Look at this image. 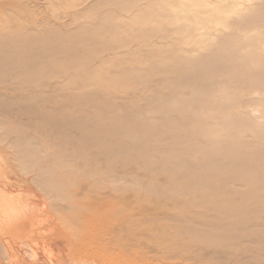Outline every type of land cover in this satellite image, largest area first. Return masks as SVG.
Segmentation results:
<instances>
[{
    "label": "bare ground",
    "instance_id": "obj_1",
    "mask_svg": "<svg viewBox=\"0 0 264 264\" xmlns=\"http://www.w3.org/2000/svg\"><path fill=\"white\" fill-rule=\"evenodd\" d=\"M192 3L89 0L71 26L0 21V160L27 167L0 175V194L19 198L14 185L55 192L52 208L97 234L88 261L264 264V0L201 15L225 25L188 48L182 40L195 27L169 23L188 18L179 6ZM127 169L143 179L132 189L138 213L125 212ZM39 208H20L21 225L33 226ZM141 220L151 242L140 240ZM142 241L167 250L148 258Z\"/></svg>",
    "mask_w": 264,
    "mask_h": 264
},
{
    "label": "rangeland",
    "instance_id": "obj_2",
    "mask_svg": "<svg viewBox=\"0 0 264 264\" xmlns=\"http://www.w3.org/2000/svg\"><path fill=\"white\" fill-rule=\"evenodd\" d=\"M86 1H89V0H0V21L2 19L1 23L5 22L4 20H11L10 22L13 21L12 23L17 22L16 24L22 23L23 27L25 26V28H27L29 26H30L29 28H32L33 25H35V26L37 25L38 27L42 26L41 28H45L43 26L46 25V27H47V25H50V24H51L50 26L62 25L64 27L65 24L66 25L69 24L68 26H71L70 25V24H72V20H70V19H72L71 16L74 13H76L75 11L81 10L83 8V4ZM238 1L240 2L242 0H214L212 2L202 0L200 5H199L198 0H194V3H192V4H186V5L179 6L181 13H185V14L188 13V18H184V17L175 18L174 17L173 20L171 18H169V20L173 21V22L169 23V26H170V28L172 27V29H173L174 28L173 26L177 23H188V24H191L192 26L195 27L196 30H194L190 33H186L184 35L183 40H182L183 45L185 47L190 48L194 44V36H198V34L202 35L203 33H205V31L207 29L210 30V29H213L217 26L223 27L225 25V21H222V20L213 21L210 24H205L199 19V17L201 15L202 16H209L211 14L216 15V16L224 15L225 13L228 12V10L234 9L236 7V4ZM135 9H137V8H135ZM135 9L134 10L132 9L133 12L135 11L134 15L139 13V12L136 13L137 11ZM141 9H143V8H141ZM143 11H144V9H143ZM133 12L130 10L129 14L125 13L126 18H128V16L132 15ZM178 13H179V11L176 12V14H178ZM155 17H158V14L155 15ZM159 17H161V15ZM161 18H159V19L157 18V20H161ZM176 42H180V40L177 38ZM112 93H114V92H112ZM61 94H63V93H61ZM61 96L66 100V97H64L65 95H61ZM61 96H59V97L61 98ZM13 99H15L17 101L16 103H18V104L15 103L17 105V107L20 104L18 108H22L25 112H30V111H32V109L33 110L35 109L34 107L36 106V104L34 102L31 103L33 105V106H31V104L28 105V103H30L31 101H29L25 98H21L20 101L17 99V97H15ZM22 99L25 101V104H26V101H28V103L26 104L27 107H24L25 105L23 106V103L21 104V102H23ZM64 99H61V101ZM17 110L18 109H16V111ZM16 111H15L14 115L18 114ZM22 127L24 128V130L27 129L26 131L30 130L28 132V135L33 136L32 138L36 139V137H37V139H39V137H42V138H40V140L44 139V138L46 139V136H47L46 133L47 132L44 131V132H46L45 133L46 135L45 134H43L44 136L41 135L42 133H44V132H42L43 130H40L41 128L40 129H35L34 127L30 128L28 124H23ZM34 136H36V137H34ZM54 136L55 137H53V135H52L51 139L54 138L56 140H59V137L57 135H54ZM43 144H44V142L42 143V145ZM53 145H54V142L51 143L50 147H53ZM44 146H46V145H44ZM43 148H44L43 149L44 151L46 149H48L47 147H43ZM13 160H14V158L12 156H9V158L7 159L8 162L4 161L2 163V160H0V162H1L0 163V175L5 174V173L10 174L12 171H13L12 173H19L20 170H21V173H19V174H24L26 172L27 167H26L25 159H23V160L21 159V160H17V161L16 160L13 161ZM4 164L6 167L5 169L3 167ZM6 164H8V165H6ZM23 168H24V171H22ZM127 170H129V169H127ZM131 171L132 170H129V171L124 170L122 173L123 179H121V182L126 187V190L127 189L131 190V191H129V190L125 191L128 195V197H126L125 212L126 213H129V212L138 213V211H140L141 208L139 207V205L137 204V202L135 200L132 189L139 187L140 183L143 182V179L141 178V175H137L138 172H134V171L131 172ZM133 186H135V187H133ZM141 186H142V184H141ZM12 188L14 189L13 190L14 195H16V194L20 195V196H18L19 198L16 197L18 199V201L20 199L22 200V194L24 197H23L22 201L20 200V202H17L16 201L17 199L15 198V196L14 197L10 196L13 199L12 201H15V204L13 205V202L11 200H9V194H7L8 199H7L6 195H5L6 197H4V195H2V193L0 194L1 196L4 197L3 198L0 196V201L5 200V201H2V204L0 202V207H1L0 208V264H81V263H83V264H87V263L88 264H94L95 263L96 264L97 263L94 258H93L94 260L92 259V257H93V256H91L92 254L90 255L91 258H89V260H91V261H88L87 260L88 258H86L87 255L90 254V252L93 250V249H90L89 246L93 247L90 244H92V243L94 244V242L97 240L96 239L97 234L95 232H93L94 229H93V231H90V230H92V229H90V230H85L84 231L85 233L84 232L80 233L76 230V226L78 224L77 225L74 224L71 221V219H72L71 217H63V216L59 215L58 212L55 210V208H52L54 205H56L58 203L56 201L58 196H56L57 194L55 192L49 193V190L48 191L46 189L42 190V188H40L41 189L40 190L39 187L31 188L28 190V192L25 190L22 191V187H19L17 185L12 186ZM4 191H6V188H4ZM25 195L27 197H25ZM5 198L7 199L8 202L6 201ZM25 198H27V200ZM3 202H6L7 205H9V206H5L6 203L4 204ZM151 203H152V201H151ZM1 205H4V206H1ZM145 206L149 207L150 205L149 206L145 205ZM152 206H155V202L151 204V207ZM8 207L10 209L7 211ZM22 207L24 210L22 209ZM34 207H38V208L40 207L36 213L32 214L33 216L35 215L34 216L35 217L34 218L35 219L34 225L33 226H28L27 224L24 226L21 225V223H20L21 219L24 217V215L26 213H28L29 209L34 208ZM43 207H44V209H43ZM3 208H4V210H3ZM11 209H14L16 211L14 213H13L14 210H12V212H9V211H11ZM46 209H48V210H46ZM45 210L47 212H44ZM25 211H26V213H25ZM40 211H42L43 214ZM21 213L22 214L25 213V214L21 215ZM36 214H37V218H36ZM55 214H56V217H55ZM40 217H41V220H40ZM10 219L12 222L10 221ZM15 220H16V222H15ZM68 221H70V222H68ZM141 221L144 222L145 220H141ZM17 222H18V224H17ZM145 222L144 223L141 222L142 224L139 222L140 225L138 224L139 227L137 226L138 227L137 231L142 229V227H143L142 225H144V224L147 225L148 222L147 223H145ZM69 223L70 224L73 223V225L75 227L68 225ZM143 230L144 229H142L141 231H143ZM65 231H67V232H65ZM138 232L140 234L142 233L140 231H138ZM75 233H79L81 235L78 236ZM125 233H127V230H125ZM146 233H147V231H146ZM74 235H76L79 238L75 237ZM140 236H141L140 240H143V241L149 240V242H151L150 239H145L146 237L152 239V237L150 235H148V236H150V237H148L147 234L146 235L143 234V236L145 238H143L142 234ZM80 238L82 239V241ZM79 239H80V243L77 244V248H76L74 246V244H76L79 241ZM90 239L92 241L94 239L95 240H94V242L90 243L91 242ZM146 241H145V243H148ZM87 242H88V245H87ZM69 243H72L73 246H71V244H69ZM145 243L140 242V245L138 247V248H140V250L139 249L138 250H139V254L141 253L140 255H145L148 258H153V256L156 253L159 252L158 254H160L161 252L163 253L167 250L165 248L158 247V245L155 246L156 243L154 245L153 244L154 242L149 243V244H145ZM150 244H153V245H150ZM96 245H98V244L95 243V247H96ZM77 249H80V250H78V252H80V253H78L76 251ZM83 253L84 254L87 253V254L84 255V257H83V255H82ZM158 254H156V256H158ZM82 257L86 258V259H83ZM150 264H164V263H163V261H161V259L155 258V259H153V261H150Z\"/></svg>",
    "mask_w": 264,
    "mask_h": 264
}]
</instances>
